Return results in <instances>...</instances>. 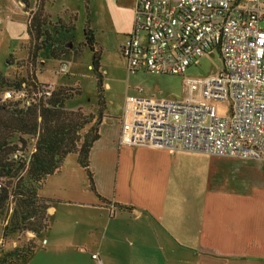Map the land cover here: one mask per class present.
I'll return each mask as SVG.
<instances>
[{
  "label": "crops",
  "instance_id": "crops-1",
  "mask_svg": "<svg viewBox=\"0 0 264 264\" xmlns=\"http://www.w3.org/2000/svg\"><path fill=\"white\" fill-rule=\"evenodd\" d=\"M121 112L105 114L91 152L96 192L69 155L40 192L51 200L41 249L19 264H264V163L122 145Z\"/></svg>",
  "mask_w": 264,
  "mask_h": 264
},
{
  "label": "built area",
  "instance_id": "built-area-1",
  "mask_svg": "<svg viewBox=\"0 0 264 264\" xmlns=\"http://www.w3.org/2000/svg\"><path fill=\"white\" fill-rule=\"evenodd\" d=\"M213 52L220 53L219 70L186 78ZM121 53L130 74L182 77L188 95L180 103L143 90L129 97L120 144L264 163V0H137ZM67 72V65L58 70ZM27 89L7 90L4 99L29 105ZM54 89L48 84L40 95ZM217 103L227 104L229 115L221 116Z\"/></svg>",
  "mask_w": 264,
  "mask_h": 264
},
{
  "label": "trees",
  "instance_id": "trees-1",
  "mask_svg": "<svg viewBox=\"0 0 264 264\" xmlns=\"http://www.w3.org/2000/svg\"><path fill=\"white\" fill-rule=\"evenodd\" d=\"M22 2L25 9H29V2ZM75 31V24L70 26L61 20L52 24L42 16V11L38 15L35 13L28 23V59L32 63L41 60L40 64L59 60L67 52L66 42L73 38ZM84 41L93 53L91 70L97 79L96 114L82 108L67 109V103L81 95L78 85L75 90L54 86L52 94L45 96L40 93L51 83L42 84L33 74L15 82L0 79V93L7 84V89L0 94V212L15 205L4 234L23 231L33 233L36 239L31 249L15 247L0 254V264H19L41 249V238L50 229L48 210L51 200L41 197L40 192L47 180L61 171L69 155L78 156L90 188L96 192L90 157L100 139L108 106L101 72L102 52L95 49V32L89 26L84 29ZM25 84L29 105L20 100L4 99L7 90H22Z\"/></svg>",
  "mask_w": 264,
  "mask_h": 264
},
{
  "label": "rangeland",
  "instance_id": "rangeland-1",
  "mask_svg": "<svg viewBox=\"0 0 264 264\" xmlns=\"http://www.w3.org/2000/svg\"><path fill=\"white\" fill-rule=\"evenodd\" d=\"M27 1L29 9H25L22 0H0V79L15 82L33 74L42 84L51 83L56 88L69 87L74 90L79 88L81 95L69 101L67 109L82 108L86 112L96 114L97 79L91 70L93 53L84 41V29L90 25L101 47V50L97 51L102 52L101 72L104 83L109 85L105 87L104 92L108 106L107 114L115 115L114 117L121 115L126 100L137 96L139 90H143L145 96L157 100H172L179 103L188 95L182 77L158 76L146 72L138 75L129 73L127 61L121 54V47L123 41L125 42L123 28L130 18L128 4L131 0H44L43 3L41 0ZM40 11L52 24L64 19L70 26L76 25L73 38L66 42L67 52H64L59 60H49L46 64H40L41 60L32 63L28 59L27 47L30 44L28 23L34 14L38 15ZM63 65L69 68L66 76L57 73ZM221 67V57L217 52H213L191 66L185 76L192 79L205 78ZM6 85H3L2 93L7 89ZM215 106L221 116L229 115L227 104L217 103ZM229 179L236 184L250 180L237 172H232ZM249 183L251 181L247 182L248 186ZM14 206L12 204L8 211L0 212V254L15 247L31 249L36 240L33 233L23 231L4 234V228L11 221Z\"/></svg>",
  "mask_w": 264,
  "mask_h": 264
}]
</instances>
